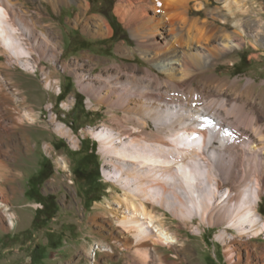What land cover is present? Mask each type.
Wrapping results in <instances>:
<instances>
[{"label":"rangeland","instance_id":"374dc122","mask_svg":"<svg viewBox=\"0 0 264 264\" xmlns=\"http://www.w3.org/2000/svg\"><path fill=\"white\" fill-rule=\"evenodd\" d=\"M20 1L33 15L38 10L45 13V21L56 26L64 53L56 63L44 59L40 64L46 72L56 68L53 88L46 87L40 68L36 73L26 71L22 65L12 63L11 56L0 55V64L9 66L0 71V77L9 80L5 89L14 93L15 83L20 85L31 103L27 107L32 109L33 116L22 121L17 119L21 116H6V127H0V203L7 205L6 208L0 206V264H236L237 259L229 256L226 244L219 239L228 225H210L202 222L198 214L193 223L148 202L147 208L156 215L154 223L161 224L160 218L176 239L170 245L147 241L146 249L139 248L134 236L121 224L131 206L124 203L123 188L112 180L115 174L106 173L107 157L101 141L94 134L100 128L113 125L110 107L101 99L92 100V104L73 73L77 69L85 83L97 79L94 82L98 86L107 81L110 74L117 73L123 77L121 82L127 83L128 74L130 77L135 74L129 67L132 65L140 68V77L143 76L142 69L161 73L158 66L149 63L138 52L137 41L116 13L119 0H86L91 4L88 12L79 7L78 0L62 5L60 12L48 2ZM181 3L172 5L171 0L163 1L160 15L168 22L173 21L179 33L187 38L197 34L195 28L198 26L207 36L214 35L208 46H226V53L220 52L206 68L197 72V80L217 86L220 82L215 80L220 78L223 80L220 93L243 102L249 99L262 102L264 106V0H183ZM99 17L109 21L114 35L102 36ZM77 18L87 23L91 32H86L82 25L77 27ZM218 28H227L229 32H216ZM235 31L242 32L243 37L237 36ZM225 33L229 37H221ZM234 45L237 47L231 48ZM192 49L198 50L202 58L209 54L197 45ZM114 64H120L124 69L120 72ZM235 81L236 84H232ZM143 92L142 89L139 93ZM163 96L171 98L167 94ZM150 97L158 102L164 103L165 99L167 104L171 102L160 96ZM18 109L25 114V109ZM250 110L248 106L247 112ZM232 111L237 115L235 110ZM119 114L123 113L119 111ZM261 123L264 124V118ZM59 124L72 129L73 135L70 137L59 131ZM239 132L246 134L249 130L241 126ZM94 144L95 156L82 163L84 157L92 154L90 150ZM216 145L220 146V143ZM253 148L256 150L254 145ZM244 153L239 150L238 157L247 165L250 160ZM199 161L205 166L203 160ZM79 167H98L100 179L95 182L90 176L86 179L88 174L77 175ZM203 179L207 189V173ZM220 195L217 196L219 202ZM40 197L51 200L53 209L56 208L52 218L40 215L38 219L44 204ZM258 209L264 217V195ZM9 215H14V225H11ZM227 236L232 239L233 233ZM251 241L263 248L264 233ZM43 255L45 258L38 261Z\"/></svg>","mask_w":264,"mask_h":264},{"label":"bare ground","instance_id":"6f19581e","mask_svg":"<svg viewBox=\"0 0 264 264\" xmlns=\"http://www.w3.org/2000/svg\"><path fill=\"white\" fill-rule=\"evenodd\" d=\"M39 1L48 2L59 12L62 5L71 2ZM163 1L166 0H119L115 10L137 41L138 52L149 63L158 66L160 74L165 77L152 69H142L143 76L140 77V68L132 65L129 67L135 74L132 77L128 74L125 78L127 83H122L123 77L117 73L110 74L107 81L98 86L94 82L96 78L85 83L77 69L73 70L91 103L94 99H101L110 107L113 125L100 128L94 134L101 141L107 157L106 173L115 174L112 180L123 188L124 203L131 206L121 224L134 236L139 248L146 249L147 241L156 245H170L176 239L169 234L160 218L161 224L154 223L156 215L147 208L148 202L193 223L198 214L202 222L210 225H228L219 239L226 244L229 256L237 259L236 264H264V247L251 241V238L259 239L264 233V217L258 209L264 195L263 103L250 99L243 102L240 98H230L220 93L223 81L220 78L215 80L220 82L217 86L197 80V72L206 68L220 52L226 53V46H208L213 42L214 35L207 36L197 25V34L187 38L182 32L179 33L173 21L168 22L160 15ZM182 1L171 0V3L182 4ZM77 2L85 12L90 10L89 1ZM34 14L25 9L20 0H0V55L11 56V62L22 65L26 71L36 73L40 68L46 87L53 88L56 68L46 72L40 64L44 59L53 63L61 60L64 53L61 35L54 24L45 21V13L38 10ZM99 18L102 36L114 35L109 21ZM79 25L86 32H91V27L77 18L76 26ZM217 31L229 32L227 28H218ZM235 33L243 37L242 32ZM221 37L227 38L229 35L225 33ZM196 45L209 53L207 57L202 58L198 50L192 49ZM234 47L237 45L231 46ZM114 66L120 72L124 69L120 64ZM7 68L6 63L0 64V71ZM7 80L4 76L0 77V127H6V116H21V119L17 117L18 121L33 118L32 109L27 107L31 103L26 92L16 83V91L8 92L4 86L5 83L9 84ZM232 84H236V81ZM142 89L144 92L139 93ZM166 94L171 98L162 97ZM152 95L171 102L167 104L166 99L165 104L158 102L150 97ZM14 96L22 101H16ZM16 105L25 109L24 115ZM248 106L251 110L247 112ZM119 111L123 114L120 115ZM241 126L249 132L241 134ZM58 129L67 136L73 135L72 129L63 124H59ZM217 142L220 146L216 145ZM239 150L248 155L250 163H241ZM199 160H203L205 166ZM205 173L209 181L207 189L203 179ZM220 193L219 202L217 196ZM243 197L246 199L242 200ZM0 206L7 207L4 202ZM9 218L11 225H14V215H9ZM228 233H233L232 239L228 238Z\"/></svg>","mask_w":264,"mask_h":264},{"label":"trees","instance_id":"16d2710c","mask_svg":"<svg viewBox=\"0 0 264 264\" xmlns=\"http://www.w3.org/2000/svg\"><path fill=\"white\" fill-rule=\"evenodd\" d=\"M237 69V68H236ZM91 153L92 154H88L86 157H84L83 158V160H82V163L85 161V159L86 158H93L94 156H95V153H96V146H95V144L93 145V147H91ZM100 170H99V168L97 167V168H94V169H85L84 167H79L78 168V171L76 172L77 173V175L78 174H81V173H85V174H88V176L86 177V179L88 180V177L90 176L91 177V180H92V178H93V180L95 181V182H97L99 179H100V177H101V174H100V172H99ZM93 175V176H92ZM38 195H36V197H37ZM40 200H41V202H43L44 204H43V209H41V210H39V213H38V219H40L39 217H40V215H43V216H47L48 218H52L54 215H55V213L57 212V210H56V208L54 207V209H53V206H52V202H51V200H49V201H47V200H45L43 197L41 198L40 197ZM56 206V205H55ZM45 258V256L43 255V256H41V257H39L38 258V261H41V260H43Z\"/></svg>","mask_w":264,"mask_h":264}]
</instances>
